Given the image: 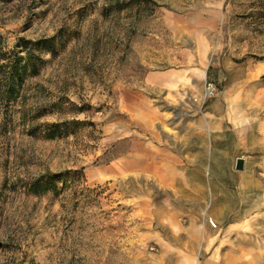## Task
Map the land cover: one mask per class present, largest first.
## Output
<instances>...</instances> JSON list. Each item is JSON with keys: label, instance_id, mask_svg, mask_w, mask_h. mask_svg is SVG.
Instances as JSON below:
<instances>
[{"label": "rangeland", "instance_id": "1", "mask_svg": "<svg viewBox=\"0 0 264 264\" xmlns=\"http://www.w3.org/2000/svg\"><path fill=\"white\" fill-rule=\"evenodd\" d=\"M197 31L205 80L218 91L201 109L196 75L186 104L145 83L152 70L200 65ZM47 37L55 52L41 53L37 71L9 88L14 57ZM4 63L0 264H181L184 250L185 264H209L199 248L176 246L207 237L205 208L186 211L128 157L168 144L181 111L194 105L202 114L213 100L244 160L246 175L233 187L248 197L247 218L218 235L233 244L216 248V264H264V0H0ZM51 128L59 129L53 139ZM39 175L51 176L56 191L29 192Z\"/></svg>", "mask_w": 264, "mask_h": 264}, {"label": "crops", "instance_id": "2", "mask_svg": "<svg viewBox=\"0 0 264 264\" xmlns=\"http://www.w3.org/2000/svg\"><path fill=\"white\" fill-rule=\"evenodd\" d=\"M192 33L196 35L197 49L201 52L197 55L200 65L185 63L176 68L152 70L145 77L148 86L164 92V97L183 104L189 102L192 94L189 86L195 79L194 75L197 77L196 85L201 87L209 67L208 63L203 64L202 59L205 51L203 32ZM147 100L151 99L148 97ZM218 103L219 100L208 103L202 114L193 110L194 105L191 109H186L184 105L185 110L178 116L183 118L182 123L168 144L159 147L152 145L151 154H145L143 158H136L132 154L128 157L130 168L133 165L144 168L155 182L171 188L183 200L186 211L192 206L198 210L203 207L205 212L207 210L209 219L215 225L206 224L205 216L200 214L204 210L200 211V222L203 230L207 231V237L178 239L176 246L199 248L200 253H208L209 264H216L217 247L233 244L231 239L218 238L219 233L248 216V209L243 208V200L248 197L238 195L240 190L233 187L246 175L243 170L235 168L239 145L228 144L233 128L226 126V114L219 110ZM124 165L120 167L122 171L127 170ZM233 198L239 200L235 207L231 206ZM227 255L229 251L226 250L222 256ZM188 256L189 252L182 251V255H178V262L185 264Z\"/></svg>", "mask_w": 264, "mask_h": 264}, {"label": "trees", "instance_id": "3", "mask_svg": "<svg viewBox=\"0 0 264 264\" xmlns=\"http://www.w3.org/2000/svg\"><path fill=\"white\" fill-rule=\"evenodd\" d=\"M137 5L145 3L147 0H134ZM26 51L24 55L14 57L11 62V71L7 72L6 82L9 88L16 82H21L24 76L30 72H36L38 69L37 60L40 62L41 53H54L56 50V44L54 37L40 38L32 42L29 46L25 45ZM34 51H38L39 55H35ZM7 64H0V69L4 68ZM12 89V88H11ZM12 92V90H10ZM59 129L51 128L46 134L48 138L53 139L57 136ZM56 183L51 176L39 175L37 178L31 180L27 184V190L34 194H39L45 191H56Z\"/></svg>", "mask_w": 264, "mask_h": 264}, {"label": "built area", "instance_id": "4", "mask_svg": "<svg viewBox=\"0 0 264 264\" xmlns=\"http://www.w3.org/2000/svg\"><path fill=\"white\" fill-rule=\"evenodd\" d=\"M216 83L211 79H206L203 84V89L199 96L194 97L193 101L196 102L198 108H202L204 104L211 98L217 95Z\"/></svg>", "mask_w": 264, "mask_h": 264}, {"label": "water", "instance_id": "5", "mask_svg": "<svg viewBox=\"0 0 264 264\" xmlns=\"http://www.w3.org/2000/svg\"><path fill=\"white\" fill-rule=\"evenodd\" d=\"M244 165V160L242 157H237L235 160V168L237 170H242Z\"/></svg>", "mask_w": 264, "mask_h": 264}]
</instances>
